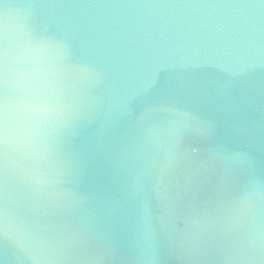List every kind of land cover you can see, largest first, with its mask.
<instances>
[{
  "label": "clouds",
  "instance_id": "obj_1",
  "mask_svg": "<svg viewBox=\"0 0 264 264\" xmlns=\"http://www.w3.org/2000/svg\"><path fill=\"white\" fill-rule=\"evenodd\" d=\"M37 6L49 21L39 32L28 23ZM62 7L42 0L9 14L11 23H0V246L26 264H75L77 247L89 236L86 221L74 219L84 197L70 187L80 169L66 144L69 132L97 111L93 90L112 83L110 71L80 56L60 29ZM208 7L213 10L201 19L179 27L180 41L224 55L243 75L256 53L264 56V13L249 11L251 4ZM176 40L162 32L120 77L126 85L121 114L132 125L124 154V223L134 264H162L165 252L185 264H264V173L247 142L237 138L227 156L212 150L225 161L226 183L187 197L188 188L177 179L188 159L185 133L191 125L169 106L175 89L163 75ZM143 108L163 115L137 120ZM211 129V122L203 123L204 134ZM153 194L166 214L163 224L178 212L187 221L166 241L151 226Z\"/></svg>",
  "mask_w": 264,
  "mask_h": 264
},
{
  "label": "water",
  "instance_id": "obj_2",
  "mask_svg": "<svg viewBox=\"0 0 264 264\" xmlns=\"http://www.w3.org/2000/svg\"><path fill=\"white\" fill-rule=\"evenodd\" d=\"M42 0H0V23H11L9 14L28 11L29 4ZM52 2V0H48ZM74 50L85 58L103 64L112 83L101 84L92 95L97 111L90 121L69 132L66 148L74 155L80 176L73 187L84 197L75 220L89 228L86 241L78 245L75 264H134L128 243L125 216L128 208L124 154L132 125L121 114L120 93L126 85L120 79L123 67L135 61L146 43L158 40L161 33L177 35L170 47L173 61L163 68L172 78L174 93L169 106L183 113L191 127L185 133L188 159L178 181L188 188L187 197L200 190L207 192L228 181L224 159L237 138L248 143L257 171L264 173V56L256 53L243 75L231 59L211 49L187 46L178 37L181 25L195 23L208 6L246 5L264 13V0H55ZM28 23L37 32L48 20L37 6ZM259 22V21H258ZM55 27V25H53ZM170 30V31H169ZM163 114L147 108L137 111L136 119L159 120ZM212 129L204 134L203 123ZM186 197V198H187ZM151 226L157 236L167 240L169 231L183 232L187 221L182 212L167 224L166 215L155 197L151 198ZM75 225H69V230ZM0 264H26L18 260L7 245L0 246ZM30 264V262H27ZM162 264H185L171 252L163 254Z\"/></svg>",
  "mask_w": 264,
  "mask_h": 264
}]
</instances>
